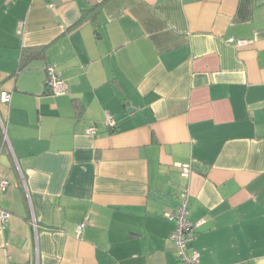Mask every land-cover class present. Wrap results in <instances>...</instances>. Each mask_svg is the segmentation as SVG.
<instances>
[{"label": "crops", "instance_id": "1", "mask_svg": "<svg viewBox=\"0 0 264 264\" xmlns=\"http://www.w3.org/2000/svg\"><path fill=\"white\" fill-rule=\"evenodd\" d=\"M3 91L0 264H178L184 187L198 264H264V0H0Z\"/></svg>", "mask_w": 264, "mask_h": 264}, {"label": "built area", "instance_id": "2", "mask_svg": "<svg viewBox=\"0 0 264 264\" xmlns=\"http://www.w3.org/2000/svg\"><path fill=\"white\" fill-rule=\"evenodd\" d=\"M18 32H20V30H18ZM228 41L237 47L246 44L245 40L234 39L233 37L228 38ZM45 83L48 90L53 95H63L67 92V84L61 76L60 71L52 65H47L46 67ZM9 99L10 94L8 92L3 91L0 93V100L2 102H7ZM105 124L108 127L113 125L110 116H107ZM95 131V127H90L87 129V132L90 134H94ZM194 165L195 162L193 161L189 163L178 164L179 172L184 177H188L194 168ZM6 187L7 181L5 179H1L0 189H5ZM188 195V189L184 187L178 194L177 207L173 211L165 212L163 215L165 218L173 221L174 223V228L170 233V238L177 254L178 264H198L200 259V253L198 250L192 248V243L197 237L198 228L204 223L205 219L201 218L195 221H191L189 219L187 211ZM9 216V212L4 210L1 211V222L6 221ZM87 222L88 217L78 225V230L80 231Z\"/></svg>", "mask_w": 264, "mask_h": 264}, {"label": "trees", "instance_id": "3", "mask_svg": "<svg viewBox=\"0 0 264 264\" xmlns=\"http://www.w3.org/2000/svg\"><path fill=\"white\" fill-rule=\"evenodd\" d=\"M96 8H97V4H94L90 8L81 10L80 17L73 26L80 24L89 14L93 13L96 10ZM71 27L72 25L69 26V29ZM46 47L47 45H35V46L23 48L21 51L20 59L18 61L17 71L23 70L31 61L44 59Z\"/></svg>", "mask_w": 264, "mask_h": 264}, {"label": "water", "instance_id": "4", "mask_svg": "<svg viewBox=\"0 0 264 264\" xmlns=\"http://www.w3.org/2000/svg\"><path fill=\"white\" fill-rule=\"evenodd\" d=\"M194 168H195V169H200V166H199L198 164H195V165H194Z\"/></svg>", "mask_w": 264, "mask_h": 264}]
</instances>
